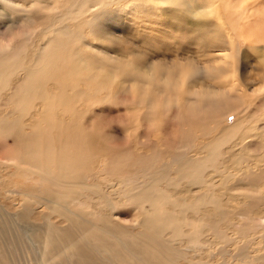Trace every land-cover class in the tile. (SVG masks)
I'll list each match as a JSON object with an SVG mask.
<instances>
[{"label": "bare ground", "instance_id": "1", "mask_svg": "<svg viewBox=\"0 0 264 264\" xmlns=\"http://www.w3.org/2000/svg\"><path fill=\"white\" fill-rule=\"evenodd\" d=\"M115 1L117 3L121 0ZM115 1L103 0L102 2L109 6ZM157 1L159 2V0ZM227 1H229L227 6L234 7V3L237 0ZM163 2L167 4V7H172V5L173 7L174 5L185 7L188 5V9L192 10L195 8L194 6L198 5L197 12L205 13L203 14L205 15L204 20L208 22L211 33L206 36L201 30L200 32H195L196 34H190L189 32V35L181 32V34H184L183 38L185 41L186 39L190 40L187 42L188 44L204 45L210 43L221 47L220 53L222 54L219 57L201 59L202 62H200L199 58L207 55L209 51H206L205 55L202 52L199 55H195L197 52L194 50L190 51V48L187 51L191 53L193 51L195 56L187 57L190 53H188L189 55L186 54L187 56L183 55L184 58L190 59L188 69L191 74H199L200 72L204 74L203 77H205H200V81L206 79L210 80L211 83L213 79H216V73L222 70L224 66H227L230 60L223 52V46L226 43L228 44L227 40L229 38L238 41V36H240L239 38L242 41L246 37H249L247 40L254 41H247L249 44L261 43L260 46H257L258 56H255L254 60H257V63L259 60L262 73H264V50L262 51L264 19L257 18L264 16V2L260 3V0H241L238 6L231 9L227 8L222 15H219L218 11L222 13L223 8H226V4L218 8L204 0H165ZM251 2L253 4L249 5ZM70 4L66 0H0V23L4 21L3 24H0V164H4L3 172L0 170V264H10V258L13 255L17 264L27 263V261H24V263L19 261L20 254L26 255L28 264H180L182 260L189 261L186 262L187 264H264V197L261 193L264 187L262 186L263 188L261 189V187L259 188L255 184H253V187L251 184L256 174L254 175L252 172L254 171V168H252L254 159L249 158V154L247 156L242 152L240 157L237 155L239 158L236 161V156L234 155V157L229 153L233 151V143L231 144V141L239 133L245 138L260 137L259 139L262 142L264 138V122H259V120L264 117V100L257 102V107H253L251 101H247V103L238 96L240 92L238 94L236 92V95L234 90L231 91L228 87H224L222 83H219L221 85L217 88L210 83H203L201 90L196 91L194 88L196 87L195 82L192 80L190 82L187 81L188 84L186 83L187 85L184 89L182 88L183 92L176 87L175 91L179 104L183 95L187 92L190 96L193 94L192 96L198 98L197 103H194V105L197 104L199 107L190 111L181 107V112L179 110V117L181 116L182 119H185L189 125V129L185 130L184 133L180 135L177 132L175 136L168 137L165 140L159 138L160 140L148 139L146 141L141 140L138 143L136 141L137 145L134 142L135 146L130 143L131 140L126 142L129 138L125 140L127 144L123 143L122 140L125 137L122 138V143L119 141L121 144H118L117 141H111L107 138V135H104L97 128L98 126L93 127L94 124H92V127L87 126L89 122H86V114L89 112L81 111L79 109L80 106L75 102L78 101L77 99L82 100L85 97V90L81 84L82 76L84 75L83 68L85 69L86 64L83 61V57L77 54L74 56V50H72L73 47L75 48L79 45L80 34L82 33L78 34L67 21L69 18L68 7L76 5L75 1ZM95 7L97 8V6ZM138 7L141 9L140 5ZM144 8L146 9V7ZM118 9L120 10L121 7ZM159 9H157V12ZM231 11L235 12L236 16H234L235 13H230ZM12 12L15 13L16 17L10 18L9 13ZM156 13L154 14H159V12ZM113 14L116 17L117 13ZM126 16L129 15L126 14ZM111 18L113 19L110 16V20ZM116 19L118 20L117 17ZM107 20H104V22H107ZM200 20L203 25L204 20ZM216 20L221 21L219 23L221 27H224L225 24L226 27L232 29L227 34V38L229 37L228 39L226 38L227 40L222 41L223 35H220L219 31L215 32L216 27L214 28L215 31L213 30V24ZM257 21H260V23ZM255 22L256 28L259 27V29L253 32ZM108 23L109 25L113 24L109 20ZM114 23L116 22L114 21ZM129 24L126 25L132 26ZM199 24L195 26L197 27ZM126 25L124 24V26ZM179 26L181 25L179 24ZM195 26L194 30H198L195 29ZM173 27L175 28V23ZM163 28L165 30L169 29L168 27ZM156 29L154 31H157ZM1 30H4V33ZM190 31L192 30L190 29ZM235 32L237 33L236 36L238 35L237 37L233 36ZM95 33L102 34L96 38L101 43L104 38L111 40L109 34L113 35V28L111 30L108 29V31L100 30ZM88 36L90 37V35ZM93 36L95 37V35ZM127 38L125 36L124 41L128 40L131 44L133 40L130 41ZM150 38L154 39V36H150ZM159 40L161 41L162 38ZM163 41L164 45L168 42L165 44L166 40ZM175 41L178 42L179 40ZM155 43H153L151 48L158 45ZM144 44L142 41L141 45ZM160 44L163 49L165 46L161 42ZM173 44L175 43H171L172 46ZM149 46L148 48H150ZM160 46L158 45L156 49ZM96 47L98 46L96 45ZM141 48L138 50L128 49L131 60L132 57L139 58L137 63L133 61L127 62L123 57L112 55L100 47L97 50L100 56L102 55L109 65L113 67V69L109 68L111 71H116L114 68L124 65L135 71H140L149 78V82L152 84L156 83L159 85L163 82V72L175 75L176 72L180 74L187 70L183 66L184 62L175 61L176 58H170L165 51L154 52L152 49L151 52L153 51L156 54L148 57L151 52H148V54ZM172 48L171 50H173ZM181 48L180 51H183L185 47L183 50ZM186 48H189V45ZM178 51L179 49H177ZM232 52V55L235 56L234 48ZM151 57L152 60L148 61ZM243 57L241 60L246 61L245 54H243ZM179 58L181 59V56ZM100 61H102V58ZM152 61L153 63L151 64ZM104 62L101 63L103 64ZM68 65L73 67L70 73L72 76L71 82L65 72H63ZM94 65H96L95 62H92L91 70L96 69L93 67ZM232 65L234 67L235 62ZM107 68L105 70L102 68L101 73L103 74V71H106ZM93 74L95 75V73ZM109 75L111 74L109 73ZM120 75L122 76V74ZM124 77L126 78V76ZM117 78L114 76L101 83L102 79L99 74L95 78L96 90L102 92L107 83H114L115 81L112 79ZM134 78L136 79V77ZM118 79L120 80V78ZM50 80H54L57 83L49 85ZM194 80L196 81V79ZM228 81L230 82V80ZM119 82V86H121V81ZM130 82H132L131 79ZM169 82H172V80ZM239 82L242 83L241 81ZM88 84L91 85V83ZM143 84L145 85V83ZM194 84L195 86L192 87ZM198 84L196 88H198ZM228 84L227 82V86H229ZM109 85L111 84L109 83ZM109 85L108 88L110 87ZM120 88H123V86ZM124 88L122 89L123 91H128V89L125 88L124 90ZM70 90L72 94H68ZM133 91H135V87ZM144 91L147 92V89ZM159 91L157 94L160 98L163 95L166 97L163 103H166V100L170 101L171 94L165 95L167 92L163 91L164 93H161ZM130 92H127V96L121 94L126 97H123L124 100H127L128 95L131 94ZM87 93L90 98L100 97L98 93H91V91L86 90ZM148 94L145 96H148ZM225 94L230 98L229 103L209 104L207 105L209 107H200V102L204 99L224 96ZM251 94L245 96L247 95L246 92L244 96L245 98L251 97ZM262 94L264 95V93ZM138 95L132 94L133 101H139L142 96L139 97ZM149 95L150 97H155V95H151V92ZM150 97H145V100L147 101ZM37 99H41L43 103H39V108L34 110L33 102ZM194 99L192 97L188 102ZM111 101L113 102V100ZM109 103L110 105L112 104L110 101ZM166 104H163V106ZM255 109H258V111L253 113ZM234 112H236L235 118H230L232 121H229L231 113L233 115ZM188 113H198V115L193 118ZM105 119L107 120V118ZM144 121L147 123L146 119ZM153 122L155 121L153 120ZM256 122L258 123L256 124ZM142 126L144 127V125ZM192 131H194V135H192ZM129 132L132 133L131 131ZM138 132H141V129ZM142 132L144 134V129ZM199 132L206 136L205 141H198L201 140V133L199 135ZM117 133L119 134L120 132ZM249 133L250 136H247ZM160 135L163 134L161 133ZM9 136L13 140L12 143H9L8 140L6 141ZM128 136L130 135L128 134ZM237 144L235 148H237ZM247 144L249 143L247 142ZM195 149L197 151H193ZM224 149H226V156L220 158L219 153L221 152L224 156ZM248 151L254 152L255 149L250 146ZM259 153L256 155H259ZM100 158L105 161V163L101 164L103 165V167L101 166V175L97 177L96 172H90L92 175L90 180L86 171L96 167L98 162H95V160ZM257 164L261 166L263 160H260ZM235 165H237L236 168ZM7 168L9 170L5 172ZM262 168H260L261 171L264 170ZM209 171L219 174V176L209 179ZM257 172L263 176L260 170ZM257 172L255 171V173ZM19 173V177L16 178V174ZM28 176L34 179L32 185L26 184L28 182L23 180ZM237 194L248 197L249 202L247 200L242 201L240 208L223 204L224 197H227L226 200L231 198L233 200L237 197ZM4 197L14 200L16 198L19 199L15 203V210H13L14 206L11 203L3 199ZM226 200L225 202H227ZM95 202V206L98 209L93 207ZM146 204H149L150 208L146 209L145 214L142 213L144 216L141 213L136 214L134 212L136 215L128 218V214H124V211L121 210L123 207H129L132 209L141 208L140 211H142L145 210ZM209 206L215 209L210 210L208 208L209 211L204 210ZM54 218L60 220L54 221ZM62 221H67V224L63 225ZM22 222L28 223L25 229ZM131 226L133 230L130 229ZM205 229L208 230L207 236H204ZM166 232H169L168 237H165ZM256 233L263 236L261 237L262 243L253 248L254 242L259 238ZM187 241H190L196 248L206 244V251L200 257L194 258L189 252L187 254L181 251V245H186ZM218 257H223L224 260L219 261L217 260Z\"/></svg>", "mask_w": 264, "mask_h": 264}, {"label": "rangeland", "instance_id": "2", "mask_svg": "<svg viewBox=\"0 0 264 264\" xmlns=\"http://www.w3.org/2000/svg\"><path fill=\"white\" fill-rule=\"evenodd\" d=\"M75 1V3H76V5H74V6H70V7H72V8H70V7H68L69 9H68V14H69V18L67 19V21L69 22V24H71V27H72V29H74V30H76L77 32H78V34H80V33H82V34H80V41H79V45H77L75 48L73 47L72 48V50H74V56L77 54V55H80L81 57H83V61H84V63L86 64V66H85V69L83 68V73H84V77L82 76V87L84 88V96L85 97H83V99L81 100V99H77L78 101H75L76 102V104H78L80 107H79V109L81 110V111H84V112H89V113H87L86 115V122H89V123H87V126H90V127H92V124H94L93 125V127H97L104 135H107V138L109 139V140H111V141H117L118 142V144H121L122 143V141H123V143H125V144H127L126 142H128L129 140H131V144L133 145V146H135V145H137V143L139 142V141H141V140H143V141H146V140H148V139H150V140H160V139H162V140H165V139H167L168 137H171V136H175L176 135V133L177 132H179V134L181 135L182 133H184L185 132V130H187V129H189V125L186 123V121H185V119H182L181 118V116L179 117V114H178V112H176V109L174 108L173 109V111L170 113V114H168V112L166 111V109L172 104V103H176V104H179V100H178V98H177V95H176V89L178 88V89H180L182 92H183V89H184V87L188 84V82H190L191 80L192 81H194L195 82V84H196V87H197V83H199L198 84V88H196V87H194L195 86V84L194 85H192V87H194L195 88V90L196 91H200L201 90V87H202V85H203V83L204 84H209L210 83V80L208 81V80H206V79H203V80H201L200 81V77L201 78H204L203 77V75L204 74H202V72H200L199 74L198 73H192L193 74V76H192V74L190 73V71H189V69H188V62H189V58H190V56H192L193 54H194V52L192 51V53L190 52L191 50H194L195 52H197L195 55H199V54H201V52L202 53H204V55L207 53V55H208V57H206L207 55H205V56H201L199 59L201 60H204V59H206V58H208V59H212V58H217V57H219V55L220 54H222V53H220V48L221 47H217V46H214L213 44L211 45L210 43H206V44H204V45H199V44H195V43H187V42H189L190 40H188V39H186V41H185V39L183 38L184 36V34H188L189 35V32H190V34L191 33H194V34H196L197 32H200V30L204 33V35H206V36H208V35H210V33H211V30H210V27H209V24H207L208 22H206L204 19H205V15H203V14H205V13H199V11L197 12V10H198V5H196V6H194L195 8H193V10L192 9H188V5H186L185 7H183V6H176V5H174V7H173V5H172V7L171 6H169V7H167L166 5V3L165 2H163V1H165V0H159V2L157 1V0H121V1H119V2H117L116 3V1L114 2V3H112V4H110L109 6L108 5H106L105 3H103L102 1L103 0H87L88 1V3H87V1L86 0H66V2L69 4V5H71L70 3H73ZM205 2H210V4L212 5V6H214V7H222L224 4H226V8H223V10H222V13L220 12V11H218V14L219 15H222L223 14V12L227 9V8H234V7H236V6H238L239 4H240V1L241 0H237L235 3H234V7H232V6H227V3L229 2V1H227V0H223V1H219V0H204ZM123 2H125V3H123ZM151 2H153V3H151ZM261 2H264V0H260V3ZM82 3H83V5H85L86 6V8H85V6H83L82 5ZM86 3V4H85ZM91 4V6H89L90 4ZM138 3V4H137ZM154 3H156V4H154ZM95 4V5H94ZM133 4H135V5H133ZM150 4V5H149ZM253 4V2H251V3H249V5H252ZM104 5V6H103ZM124 5V6H123ZM141 6V9H140V7H138V6ZM144 5V6H143ZM157 5V6H156ZM77 6H79V7H77ZM95 6H97V8L95 7ZM102 6V7H101ZM111 6H112V9H111ZM126 6V7H125ZM161 6H163V7H161ZM88 7V8H87ZM93 7V8H92ZM109 7V8H108ZM121 7V11L118 9V8H120ZM125 7V8H124ZM133 7V8H132ZM139 9H138V8ZM143 7V8H142ZM144 7H146V9L144 8ZM161 7V8H160ZM164 7H166V8H164ZM178 7V8H177ZM95 8V9H94ZM130 8V10L128 11V9ZM160 8V9H159ZM183 8V9H182ZM187 8V9H186ZM101 9H104V10H101ZM125 9V10H124ZM131 9H133V10H131ZM145 9V10H144ZM150 9V10H149ZM153 9V10H152ZM157 9H159L158 10V12H159V14H157L158 12H157ZM169 9V10H168ZM179 9H181L180 10V12H178V10ZM21 11H22V9H20ZM73 10V11H72ZM86 10V11H85ZM106 10H107V12H106ZM111 10V11H110ZM139 10H143V11H140L139 12ZM190 10V11H189ZM92 11V12H91ZM102 11H104V12H102ZM114 11H116V12H114ZM126 13V12H129V13H126V14H128L129 16H126V14L124 13V12ZM131 11H133V12H131ZM147 11V12H146ZM152 13H151V12ZM103 14H102V13ZM131 12V13H130ZM143 12V13H142ZM157 12V13H156ZM161 12V13H160ZM166 12V13H165ZM177 13V15H176V13ZM263 12V11H262ZM70 13H72V14H70ZM94 13H95V15H94ZM99 13H101V14H99ZM113 13H117L116 14V17L118 18V20L116 19V17H115V14H113ZM142 15H141V14ZM151 13V14H150ZM154 13H156L157 15H155ZM179 13H180V15H179ZM221 13V14H220ZM230 13H232V14H234L235 12H233V11H231ZM91 14V15H90ZM107 14H109V16H107ZM111 14V15H110ZM113 14V15H112ZM120 14V15H119ZM135 14V15H134ZM144 14V15H143ZM153 14V15H152ZM167 14H168V16H167ZM199 16H197V15ZM201 14H202V16H201ZM73 15H74V17H73ZM90 15V16H89ZM104 15H105V17H104ZM119 15V16H118ZM161 15H163V16H161ZM179 15V16H178ZM262 15V14H261ZM263 15H264V13H263ZM9 16H10V18H12V17H14L15 16V13H9ZM82 16V17H81ZM84 16V17H83ZM94 16V17H93ZM110 16L111 17H113V19L111 18V20H110ZM234 16H236V13H235V15ZM16 17V16H15ZM78 17V18H77ZM80 17V18H79ZM93 17V18H92ZM102 17V18H101ZM122 17V18H121ZM161 17H162V19L164 18V20H162L161 19ZM198 17V18H197ZM222 17V16H221ZM73 18V19H72ZM104 18V19H103ZM120 18V19H119ZM167 18H169L168 20H166ZM257 18H262V19H264V16L262 17H257ZM77 19V20H76ZM110 21V23L111 22H113V24H110L109 25V23H108V20ZM151 19V20H150ZM159 19V20H158ZM200 19H202V20H204V22H203V25H202V22H201V20ZM84 20V21H83ZM104 20H107V22H104ZM123 20V21H122ZM200 20V21H199ZM83 23H82V22ZM92 21V22H91ZM99 21V22H98ZM114 21L116 22V23H114ZM126 21V23H124ZM131 21V22H130ZM169 21V22H168ZM173 21V22H172ZM264 21V20H263ZM4 22V21H3ZM3 22H1L0 24H3ZM67 22V23H68ZM98 22V23H97ZM168 22V23H167ZM171 22V23H170ZM221 21H219V20H216L215 21V25L213 24V30H214V28H215V32L217 33L218 31L221 33L220 35H223V37H224V39H223V37H222V41H224L226 38H227V34L232 30V29H229L228 27H226V25L224 24V22H223V24H224V27H221L220 25H219V23H220ZM258 23H260V21H257ZM87 23V24H86ZM104 23V24H103ZM106 23V24H105ZM108 23V24H107ZM123 23V24H122ZM128 23H130L129 25H132V26H128V25H126V24H128ZM174 23H175V28L173 27L174 26ZM198 23H200L199 24V26H195V25H197ZM98 24V25H97ZM124 24L126 25V26H124ZM168 24V25H167ZM179 24L181 25V26H179ZM88 25V26H87ZM93 25V26H92ZM151 25V27H149ZM4 26H5V24H4ZM111 26V27H110ZM114 26H116V27H114ZM146 26V27H145ZM161 26H163V27H165V28H169L168 30L166 29H164L163 27H161ZM178 26V27H177ZM194 26H195V29H198V30H194ZM201 26V28H199ZM253 26H255V27H253V32H256L258 29H259V27L258 28H256L257 27V25H256V22L254 23V25ZM106 27V28H105ZM110 27V28H109ZM149 27V28H148ZM153 27V28H152ZM188 27H190L189 29H188ZM202 27H203V30H202ZM91 28V29H90ZM111 28H113V35L112 34H109L110 35V37H111V40L109 39H103L102 40V42L100 43V42H98L97 41V37L98 36H101L102 34H97V33H95V32H97V31H100V30H103V31H108V29L109 30H111ZM152 28V29H151ZM156 28H158V29H156L157 31H154ZM171 28V29H170ZM179 28V29H178ZM96 29V30H95ZM99 29V30H98ZM154 29V30H153ZM176 31H175V30ZM190 29L192 30V31H190ZM83 30V31H82ZM85 30H86V32H85ZM93 30V31H92ZM148 30V31H147ZM163 30V31H162ZM165 30V31H164ZM177 30H178V32H179V34H178V32H177ZM260 30H261V28H260ZM263 30V29H262ZM151 33H150V32ZM175 31V32H174ZM184 31V32H183ZM185 31H187V32H185ZM1 32L2 33H4V30H1ZM119 32V33H118ZM161 32V33H160ZM165 32V33H164ZM168 32V33H167ZM170 32V33H169ZM181 32L182 33H184V34H181ZM196 32V33H195ZM209 32V33H208ZM124 33V34H123ZM159 33V34H158ZM172 33V34H171ZM178 35H177V34ZM87 34V35H86ZM154 34V35H153ZM193 34V35H194ZM236 32L233 34V36L234 37H237L236 36ZM85 35V36H84ZM88 35H90V37L88 36ZM92 35H95V37L93 36L92 37ZM115 35V36H114ZM156 35V36H155ZM128 37L127 39H129L130 41L131 40H133L132 41V43H135V44H130L129 42H128V40L127 41H124V37ZM150 36H154V39L153 38H150ZM159 36V37H158ZM160 36H161V38H162V40L160 41L159 39H161L160 38ZM197 36V35H196ZM156 37V38H155ZM240 36H238V41H235V39H233V38H227L226 40H227V42H228V44L226 43V44H224V46H223V49H224V53H225V55H227V57H228V59L230 60L228 63H227V66H224L223 67V71L222 70H220V71H218L217 73H216V79H213L212 81H211V85H213V87L215 86V88H217V87H219L221 84H219V83H222L223 84V86L224 87H228L231 91L232 90H234L235 91V93L234 92H232V93H234V94H236V92H237V94H238V96L239 97H241L244 101H248V102H250L251 101V104H252V106L253 107H257L258 105V103L257 102H259V101H262V100H264V95L262 94V93H264V73H262L263 71H262V69H261V66H260V64H259V60H258V63H257V60L255 61L254 60V58H256L255 56H258V52H257V50H258V48H257V46H260L261 45V43H254V44H249V42H254L253 40H247V38H249V37H246L245 38V40H240V38H239ZM252 37H254V38H256L255 36H252ZM164 38V39H163ZM168 38V39H167ZM177 38V39H176ZM180 38V39H179ZM113 39H114V41H113ZM172 39V40H171ZM181 39H182V41H181ZM120 40V41H119ZM150 40H153L154 42H156L155 44H158L159 46L161 45L160 44V42L164 45V41L163 40H166L165 41V44H166V42L168 41V42H170V43H168L167 42V44H168V46H167V44L166 45H164L163 47L164 48H166V49H162V45L158 48V49H156V47L158 46H156L155 44V46L156 47H152L151 48V46L153 45V41H149ZM172 42H171V41ZM175 40H179L178 42H176ZM194 40H196V39H194ZM113 41V42H112ZM137 41H138V43H137ZM144 42L145 44L144 45H141V42ZM233 41H235V42H233ZM242 41V42H241ZM247 41H249L248 43H247ZM89 42V43H88ZM153 42V43H152ZM182 42V43H181ZM195 42V41H194ZM232 42V43H231ZM255 42H257V41H255ZM171 43H175V44H173V46L171 45ZM186 43H187V45H186ZM230 43V44H229ZM236 43V44H235ZM237 43H238V45H237ZM262 51L264 50V42L262 41ZM92 44V45H91ZM108 44V45H107ZM110 44V45H109ZM119 44V45H118ZM169 44H170V46H169ZM178 46H177V45ZM194 44H195V46H194ZM96 45L98 46V47H100V48H102L103 50H106V51H108L110 54H114L115 56H121V57H123L127 62L128 61H133V62H135V63H137V62H139V58H137V57H132V60H131V57L129 56V54L130 53H128L129 52V50L128 49H130V48H132L133 50H138V49H140L141 47H143V48H141V49H144L147 53L149 52H151V50L153 49V51L155 52V51H159V52H166V53H168L169 55V57L170 58H176L175 59V61L177 60H180V62H184V64H183V66H184V68H186L187 70L185 71V72H182V73H175V75L174 74H172V73H166V72H163V82L161 83V84H159V85H157L156 83H154V84H152V83H150L149 82V78L148 77H146L144 74H142L140 71H135V70H133V69H131V68H127V67H125L124 65H121L119 68H114L116 71H114V70H110V69H113V67H111L110 65H109V63L102 57V55L100 56V54L98 53V50H97V48L98 47H96ZM103 45V46H102ZM114 45V46H113ZM150 45V46H149ZM176 45V46H175ZM188 45H189V48H186V47H188ZM210 45V47H208ZM230 45V46H229ZM232 45V46H231ZM237 45V46H236ZM84 46V47H83ZM86 46V47H85ZM116 46V47H115ZM148 46L150 47V48H148ZM182 46H184V47H182ZM190 46H193V47H190ZM169 47V49H167ZM173 47V48H172ZM182 47V48H181ZM197 47V48H196ZM212 47V48H211ZM230 47H232V48H230ZM256 47V48H255ZM86 48H88V49H86ZM92 48V49H91ZM96 48V49H95ZM114 48V49H113ZM116 48V49H115ZM136 48V49H135ZM150 49V50H148V49ZM171 48L173 49V50H171ZM180 48H181V50H183V48H184V50L183 51H180ZM191 48V49H190ZM204 48V49H203ZM208 48V49H207ZM233 48L235 49V52H236V54H235V56L234 55H232L233 54ZM240 48V49H239ZM119 49V50H118ZM177 49H179V51L177 52ZM190 49V51H187V50H189ZM196 49H197V51H196ZM199 49V50H198ZM239 51H238V50ZM252 49V50H251ZM88 50V51H87ZM176 50V51H175ZM124 51V52H123ZM151 52L150 53V55L148 56V57H150V56H152L153 54L155 55L156 53H154V52ZM200 51V52H199ZM204 51V52H203ZM207 51V52H206ZM213 51H214V53H213ZM88 52H90V53H88ZM215 52H219V53H215ZM238 52V53H237ZM264 52V51H263ZM85 53V54H84ZM118 53V54H117ZM124 53V54H123ZM148 53V54H149ZM180 53V54H179ZM183 53V54H182ZM188 53H190V55L188 54ZM87 54V55H86ZM97 56H96V55ZM162 54H164V53H162ZM173 54V55H172ZM178 54V55H177ZM182 54V55H181ZM186 54H188L189 56H187ZM243 54H245V56H246V61L245 60H241L242 59V57H243ZM86 55V56H85ZM90 55V56H89ZM94 55V56H93ZM183 55L184 56H187V57H189V58H187V57H183ZM195 55H193V56H195ZM174 56V57H173ZM181 56V59L179 58ZM234 56V57H233ZM241 56V57H240ZM93 57H95V58H93ZM98 57H99V59H98ZM178 57V58H177ZM230 57V58H229ZM101 58H102V61H100L101 60ZM187 58V59H186ZM240 58V59H239ZM244 58V57H243ZM152 60V57L151 58H149L148 59V61L149 60ZM199 59H197V60H199ZM76 60H77V58H76ZM86 60V61H85ZM97 60H99V61H97ZM183 60V61H182ZM187 60V61H186ZM199 60V61H200ZM202 60L200 61V62H202ZM248 60H250V61H248ZM105 61V62H104ZM198 61V62H199ZM248 61V62H247ZM92 62H95V64L96 65H94L93 67H95L96 69L95 70H91V65H92ZM101 62H104L103 64L101 63ZM235 62V65H234V67H233V63ZM89 63V64H88ZM91 63V64H90ZM105 63H107L106 65L108 66V68H107V66L106 65H104ZM179 63V62H178ZM246 63V64H245ZM229 64V65H228ZM259 64V65H258ZM98 65H100V66H98ZM231 65V66H230ZM238 65H240L239 67H238ZM103 66V67H102ZM106 66V67H105ZM237 66V67H236ZM258 66H259V68H258ZM105 70V68H107L106 69V71H103V74L101 73V70H103V69ZM110 68V69H109ZM243 68V69H242ZM258 68V69H257ZM71 69H73V67H71L70 65H68L66 68H65V70L63 71V72H65V75L68 77V80H70V82H71V80H72V76H71ZM123 69V70H122ZM231 69H233L232 71H231ZM111 72H110V71ZM119 70V72H117ZM234 70H236V71H234ZM248 70V71H247ZM92 71V72H91ZM99 71V72H98ZM108 71V72H107ZM228 71V72H227ZM241 71V72H240ZM244 71V72H243ZM76 72V71H75ZM89 72L92 74H90L89 75ZM97 72V73H96ZM115 72V73H114ZM117 72V73H116ZM136 72V73H135ZM140 72V73H139ZM250 72V73H249ZM82 73V74H83ZM93 73H95V75L93 74ZM104 73H106L105 75H104ZM109 73L112 75H109ZM133 73V74H132ZM166 73V74H165ZM235 73V74H234ZM261 73V74H260ZM69 74V75H68ZM87 74V75H86ZM100 74V76H101V79H102V81H101V83H104L106 80H108V78H113L114 76H115V78L116 77H118V78H120V80L117 78V79H112V80H114L115 82L113 83V82H109L111 85H109V83H107L105 86H104V90L102 91V92H100V91H98V90H96V86H95V78L98 76ZM108 74V75H107ZM118 74V75H117ZM120 74H122V76L124 77V76H126V78L124 77H122ZM191 74V75H190ZM224 74H226V75H224ZM228 74H230L229 76H228ZM231 74H233L232 76H231ZM242 74V75H241ZM93 75H94V77H93ZM117 75V76H116ZM129 75V76H128ZM142 75V76H141ZM179 75H181L180 76V80L178 79V77H179ZM187 75V76H186ZM221 75V76H220ZM107 76V77H106ZM110 76V77H109ZM120 76V77H119ZM133 76V77H132ZM169 76V77H168ZM191 76H192V78H191ZM226 76V77H225ZM231 76V77H230ZM240 76V77H239ZM132 77V78H131ZM134 77H136V79L134 78ZM140 77V78H139ZM145 77V78H144ZM176 77V78H175ZM185 77H186V79H185ZM218 77V78H217ZM221 77H223V78H221ZM94 78V79H93ZM134 78V79H133ZM139 78V79H138ZM143 78H144V80H143ZM165 78H166V81H165ZM171 78V79H170ZM199 78V79H198ZM222 80H221V79ZM240 78H241V80H240ZM88 79H90V80H88ZM123 79H125V80H123ZM130 79L132 80V82H130ZM170 79V80H169ZM177 79V80H176ZM183 79V80H182ZM194 79H196V81L194 80ZM260 79V80H259ZM262 79V80H261ZM123 80V81H122ZM154 80H156V79H154ZM172 80V82H169V81H171ZM176 82H175V81ZM178 80H179V82H178ZM226 80V81H225ZM228 80H230V82L228 81ZM233 80H236V81H233ZM238 80V81H237ZM111 81V80H110ZM119 81H121V86H123V88H124V86H125V88L126 89H128V91H123L122 89L123 88H120L121 86H119ZM142 81V82H141ZM146 81V82H145ZM168 81V82H167ZM180 81H181V83H180ZM184 83H183V82ZM188 81V82H187ZM206 81V82H205ZM208 81V82H207ZM225 81V82H224ZM239 81H241L242 83H240ZM215 82V83H214ZM227 82L229 83L228 85L229 86H227ZM233 82H234V85H233ZM52 83V84H51ZM55 83H57V82H55L54 80H50L49 81V85H55ZM88 83H91V85L90 84H88ZM129 83V84H128ZM143 83H145V85L143 84ZM147 83V84H146ZM168 83V84H167ZM169 83H170V85H169ZM187 83V84H186ZM218 83V84H217ZM238 83V84H237ZM113 84V85H112ZM124 84V85H123ZM164 84V85H163ZM167 84V85H166ZM181 84V85H180ZM183 84V85H182ZM214 84H216V85H214ZM237 84V85H236ZM257 84V85H256ZM108 85L110 86L109 88H108ZM116 85V86H115ZM137 85V86H136ZM144 85V86H143ZM161 85V86H160ZM240 85V86H239ZM111 86H112V88H111ZM118 86V87H117ZM129 86V87H128ZM149 86V87H148ZM156 86H157V88H156ZM169 86H171V87H169ZM222 86V87H223ZM114 87V88H113ZM116 87V88H115ZM134 87H135V91H133L134 90ZM160 87V88H159ZM163 87V88H162ZM175 87V88H174ZM177 87V88H176ZM244 87V88H243ZM95 88V89H94ZM111 88V89H110ZM125 88H124V90H125ZM138 88H140V89H138ZM148 88H150L149 89V91H148ZM151 88H155L154 89V92H153V89H151ZM159 88V89H158ZM163 89V91L166 93L165 95H167V94H171V96H170V101H167L166 100V103L168 104H166V103H163V101L165 102V99H166V97L163 95L161 98H160V96H158V94H157V92L160 90V89ZM165 88V89H164ZM183 88V89H182ZM232 88V89H231ZM236 88V89H235ZM239 88H241L240 90H239ZM69 89H71V88H69ZM119 89V90H118ZM142 89V90H141ZM147 89V92L150 94V92H151V95H155V97L157 96V100H156V107H158V109L159 108H163V109H165V110H163V111H159L158 113H151V114H149L148 112H146V110H145V107H144V105H145V99L147 98V97H150V95L146 92V91H144V90H146ZM157 89V90H156ZM166 89H167V91H166ZM261 89H262V91H261ZM86 90L87 91H91V93H98V94H100L99 96L100 97H95V98H90V95L87 93L86 94ZM97 92H96V91ZM112 90H113V92H112ZM117 90H118V92H117ZM121 90V91H120ZM140 90H141V92H140ZM151 90V91H150ZM156 90V91H155ZM172 90V91H171ZM236 90H238V91H236ZM243 90H244V92H243ZM131 91V92H130ZM138 91V92H137ZM163 91H161V93H164ZM169 91V92H168ZM111 92V93H110ZM115 92V93H114ZM120 92V93H119ZM123 92V93H122ZM127 92H130L131 94H129L128 95V98H127V100H124L123 99V97L124 96H127ZM133 92V93H132ZM142 92H143V94H142ZM145 92V93H144ZM153 92V93H152ZM160 92V91H159ZM246 92H247V95H245L246 94ZM251 92H252V94H251ZM112 93H113V95H112ZM148 94V96H145V95H147ZM172 93H173V95H172ZM254 93V94H253ZM68 94H72V92H71V90L69 91V93ZM105 94V95H104ZM108 94V95H107ZM120 94V95H119ZM124 95V96H122V95ZM132 94H139L138 96L140 97V96H142V97H140V99H139V106H136V107H132L131 105H133L136 101H133V98H132ZM141 94V95H140ZM236 94V95H237ZM248 94H251V97H247V98H245V96H248ZM102 95V96H101ZM111 97H110V96ZM144 95V96H143ZM181 95H182V93H181ZM193 94H191V96H192ZM245 95V96H244ZM105 96V97H104ZM130 96V97H129ZM116 97V98H115ZM146 97V98H145ZM158 97H159V99H158ZM252 97H254V98H252ZM102 98V99H101ZM106 98H107V100H106ZM110 98V99H109ZM122 98V99H121ZM124 98H126V97H124ZM192 97H186V102H188L189 101V99H191ZM250 98V99H249ZM95 99V100H94ZM121 99V100H120ZM149 99V98H148ZM252 99V100H251ZM40 100V101H39ZM85 100V101H84ZM98 100V101H97ZM100 100V101H99ZM105 100V101H104ZM111 100H113V102L111 101ZM118 100V101H117ZM122 100H124V101H122ZM162 100V101H161ZM255 100V101H254ZM82 101V102H81ZM109 101L112 103L111 105H110V103H109ZM158 101V102H157ZM36 104H35V103ZM33 102V104H34V106L36 107H34L33 109L35 110V109H38L39 108V105L40 104H42L43 102L41 101V99H37L36 101H34ZM103 102V103H102ZM169 102V103H168ZM172 102V103H171ZM247 102V103H248ZM253 102V103H252ZM40 103V104H39ZM85 103V104H84ZM93 103H94V105H93ZM102 103V104H101ZM123 103H124V105H123ZM166 104L165 106H163V104ZM257 103V104H256ZM89 104V105H88ZM97 104V105H96ZM101 104V105H100ZM106 104H107V106H106ZM254 104V105H253ZM99 105V106H98ZM105 105V106H104ZM109 106V107H108ZM126 106V107H125ZM167 106V107H166ZM193 106V107H192ZM106 107V108H105ZM192 107V108H191ZM191 107L190 108H188V107H186V106H184L183 108H184V110H194V108L195 109H198V107L199 106H197V104L196 105H191ZM206 107H209V106H206ZM87 108H89V109H87ZM111 108V109H110ZM129 108H131V109H129ZM125 109V110H124ZM181 108H180V112H181ZM97 111V112H96ZM109 111V112H108ZM258 111V109H255L254 110V112L253 113H256ZM93 112V113H92ZM101 113V114H100ZM103 113V114H102ZM146 113H148V114H146ZM236 112H234L233 113V115H232V113H231V115H230V117H229V121H232V119H230V118H235V116H236V114H235ZM98 114V115H97ZM106 115H108L107 117H106ZM129 115V116H128ZM235 115V116H234ZM104 118H103V117ZM90 117V118H89ZM93 117V118H92ZM102 117V118H101ZM105 118H107V120L105 119ZM109 118V119H108ZM111 118V119H110ZM125 118V119H124ZM146 119V122L147 123H145V119ZM97 119V120H96ZM99 119V120H98ZM104 119V120H103ZM128 119H129V121H128ZM156 119V120H155ZM176 119V120H175ZM106 120V121H105ZM153 120L155 121V122H153ZM91 121H93V122H91ZM95 121V122H94ZM118 122V123H117ZM126 122H128V124H126ZM132 122V123H131ZM152 122H153V125H152ZM259 122H264V117H261L260 118V120H259ZM105 123V124H104ZM117 123V124H116ZM131 123V124H130ZM157 123V124H156ZM228 124H229V122H227ZM258 122H256V124H257ZM91 124V125H90ZM97 124V125H96ZM104 124V125H103ZM130 124V125H129ZM138 124H140V125H138ZM144 125V127L142 126V125ZM161 124V125H160ZM254 124H255V122H254ZM115 125V126H114ZM166 125H169V126H166ZM185 127H184V126ZM100 126H102V127H100ZM106 126V127H105ZM117 126H119V127H117ZM142 126V127H141ZM126 127H128V128H126ZM149 127H151V128H149ZM153 127V128H152ZM119 128V129H118ZM121 128V129H120ZM125 128V129H124ZM132 128H134V129H132ZM137 128V129H136ZM252 128H253V126H252ZM252 128H250V129H252ZM140 129H141V132H138V131H140ZM143 129H144V134H143ZM149 129V130H148ZM156 129V130H155ZM164 129H166V131H164ZM168 129V130H167ZM134 130H138V131H134ZM159 132H158V131ZM179 130V131H178ZM126 133H125V132ZM129 131H131L132 133H130ZM150 131V132H149ZM117 132H120L119 134L117 133ZM122 133V134H121ZM137 133V134H136ZM139 133V134H138ZM142 135H141V134ZM163 134V135H160V134ZM165 133V134H164ZM200 133L201 132H199V135H200ZM128 134L130 135V136H128ZM136 134V135H135ZM192 135H194V131H192ZM123 136V137H122ZM142 136H143V138H142ZM160 136V137H159ZM239 136V137H238ZM237 137H235V139H233L232 141H231V144L233 143V151H230L229 153H231L235 158H236V161L238 160V158L240 157V155L242 154V152L245 154V155H247V154H249V158H251V159H254V161H253V165H252V168H254L253 170L254 171H252L253 172V174L255 175V179L251 182V184H252V186L254 187V185L253 184H255V186H257V187H261V189L264 187V170H262L261 171V169L260 168H262L263 166H264V143L263 144H261L262 142H264V138L262 139V142H261V139H259L260 137H257L256 136V138L255 137H253V138H255V139H253L252 137H247V138H245V137H242L243 135H241V133H239V135H238ZM247 136H250V133L247 135ZM125 137V138H124ZM162 137V138H161ZM122 138H124L123 140H122ZM126 138H129L128 140H126ZM132 138V139H131ZM160 138V139H159ZM239 138V139H238ZM250 138V139H249ZM200 139L201 140H198V141H200V142H203V141H205L206 140V136L203 134L202 135V133H201V136H200ZM241 139V140H240ZM247 140V141H244V140ZM257 139V140H256ZM258 139H259V141H258ZM8 140V142L9 143H12L13 142V140H12V138H11V136H9V138H7L6 139V141ZM122 140V141H121ZM125 140H126V142H125ZM134 140V141H133ZM238 140H240V141H238ZM255 140V141H254ZM121 143H120V142ZM136 141H137V143H136ZM251 141H252V143H251ZM134 142H135V145H134ZM234 142H236V143H234ZM237 142H238V144H237ZM242 142V143H241ZM245 142V143H244ZM247 142L250 144H247ZM254 142H255V144H254ZM261 142V143H260ZM235 144V145H234ZM236 144H237V148H235L236 147ZM241 144V145H240ZM246 144H247V146H246ZM256 144H258V146H256ZM124 145V144H123ZM240 146V148H241V146H242V148H241V150H240V148H238L239 146ZM250 146H252L254 149H255V153L253 152V151H248V149H249V147ZM243 147H244V149H243ZM246 147L248 148L247 150H246ZM257 147V148H256ZM260 147V148H259ZM262 147V148H261ZM240 150V151H239ZM258 150V151H257ZM259 150H260V153H259ZM1 151V150H0ZM193 151H197L196 149L195 150H193ZM257 151V152H256ZM226 152V149H224L223 150V153H225ZM238 152V153H237ZM234 153V154H233ZM250 153H252V154H250ZM254 153V154H253ZM259 153V155H256V154H258ZM263 153V154H262ZM219 155H220V158H222V157H225L226 156V153L224 154V156H223V154L220 152L219 153ZM239 157H238V156ZM248 156V155H247ZM260 156H262V157H260ZM98 160V161H97ZM260 160H263V164L260 166L259 164H257V163H259L260 162ZM235 161V162H236ZM95 162H98L97 163V166L96 167H94L93 169H87V171H86V173L88 174V177H89V179L91 180L92 178V175L90 174V172L91 173H95L96 172V174H97V177L98 176H100L101 175V172H102V167H103V165H101L102 163H105V161H104V159H96L95 160ZM99 165H100V167H99ZM255 165V166H254ZM258 167H257V166ZM3 166H4V164L3 163H1L0 164V168H2V169H0V170H2V172H3ZM102 166V167H101ZM237 167V165H235V168ZM257 167V168H256ZM260 167V168H259ZM260 170V172L263 174V176L262 175H260L259 174V172H257V171H259ZM262 169H264V167L262 168ZM9 169L7 168V169H5V172H7ZM255 171L257 172V173H255ZM259 174V175H258ZM19 175H20V173L19 174H16V178H18L19 177ZM217 176H219V174H216V173H214V172H212V171H209V179L210 178H212V177H215V178H217ZM21 177V176H20ZM263 177V178H262ZM261 178V179H260ZM256 179H257V181H256ZM24 181H26V182H28V183H26V184H28V185H32V183L34 182V179L33 178H30L29 176L28 177H25L24 179H23ZM260 180V181H259ZM258 182V183H257ZM258 184V185H257ZM261 184V186H259ZM263 186V187H262ZM111 191V190H110ZM261 193H262V195H263V197H264V188L261 190ZM240 194H237V197L236 198H234L233 200H232V198L231 199H227L226 200V198L224 197V199H223V204L226 206V205H229V206H232V207H234V208H240L241 207V202L242 201H248L249 200V198L248 197H243V196H241ZM2 198V197H1ZM242 198V199H241ZM4 200H6V201H8L9 203H11L14 207V209L13 210H15V203L19 200V199H17L16 198V200H14V199H7V197H4L3 198ZM264 199V198H263ZM225 200L227 201V202H225ZM231 200V201H230ZM237 200V201H236ZM95 201V200H94ZM240 201V202H239ZM249 202V201H248ZM96 205V202L93 204V207H95V209H98V208H96L97 206H95ZM150 208V206H149V204H146V206H145V210H142V211H140L141 210V208H137V209H132V208H129V207H123V208H121V210H123L124 212V214H128V218H130L129 216H135L136 214H138V213H143V214H145V212H146V209L148 210ZM210 210H212V209H215L214 207H212L211 208V206H209V207H207V208H205L204 210H208L209 211V209ZM106 210H108V209H106ZM129 211H131V212H129ZM134 212L136 213V214H134ZM142 214V215H143ZM144 216V215H143ZM40 219V218H39ZM55 220L54 221H59L60 219H58V218H54ZM133 219V218H132ZM41 220V219H40ZM23 223V227H24V229L27 227V225L26 224H28V223H26V222H22ZM63 225H66L67 224V221H62L61 222ZM22 225V224H21ZM130 229L131 230H133V228H132V226L130 227ZM208 230H204V236H207V232ZM168 233V234H167ZM257 234V236L259 237V238H257V240H256V242H254V245H253V243H252V245H253V248L255 247V246H258V245H261V243H262V239H261V237H263L262 235H259V233H256ZM169 236V232H166L165 233V237H168ZM209 237V236H208ZM208 243H209V241H208ZM206 245V244H205ZM205 245H203L202 247H200V248H196V247H194L192 244H191V242L190 241H187L186 242V245L185 244H183V245H181V251H183V252H185V253H187V252H189L192 256H194V258H198V257H200L201 256V254H204V252L206 251L205 250ZM183 247H185V248H183ZM194 247V248H193ZM209 247V246H208ZM207 247V248H208ZM182 248H183V250H182ZM196 249V250H195ZM210 249V248H209ZM186 250V251H185ZM203 250V251H202ZM64 251V250H63ZM63 251H62V253H63ZM191 251V252H190ZM198 253V254H197ZM188 254V253H187ZM20 260L19 261H22V263H24V261H27V263H24V264H28V259H27V257H26V255H24V254H20ZM24 258V259H23ZM217 260H219V261H223L224 259H223V257H218L217 258ZM186 262H189V261H187V260H182L181 262H180V264H187ZM10 264H17L16 262H15V259H14V255L10 258ZM243 264V263H242Z\"/></svg>", "mask_w": 264, "mask_h": 264}, {"label": "clouds", "instance_id": "3", "mask_svg": "<svg viewBox=\"0 0 264 264\" xmlns=\"http://www.w3.org/2000/svg\"><path fill=\"white\" fill-rule=\"evenodd\" d=\"M175 59V58H174ZM156 61H162V60H156ZM153 63V61L151 62V64ZM160 91H163V89L161 88ZM186 96H190L187 92L183 95L181 103L180 104H176L175 102L172 103L167 109L166 111L168 112V114H170L173 109H176V112H178L180 110L181 107L187 106V107H191L192 104L197 103L198 98L195 96H190V97H194L195 99L191 102H186L185 101V97ZM230 102V98L227 96V94H225L224 96H219V97H210V98H206L204 99L202 102H200V107H206L207 105L211 104V105H215L217 103L220 104H227ZM132 107H136L139 106V101L137 100L133 105H131ZM145 110L146 112H148L149 114L151 113H158L159 111H163L165 109L163 108H156V99L155 97H150L145 105ZM189 115H192L193 118H196V116L198 115V113H188Z\"/></svg>", "mask_w": 264, "mask_h": 264}]
</instances>
